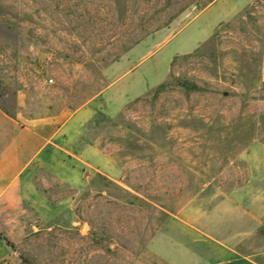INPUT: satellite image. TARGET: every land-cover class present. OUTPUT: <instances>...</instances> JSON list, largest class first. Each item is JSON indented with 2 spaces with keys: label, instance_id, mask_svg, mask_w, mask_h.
Listing matches in <instances>:
<instances>
[{
  "label": "rangeland",
  "instance_id": "obj_1",
  "mask_svg": "<svg viewBox=\"0 0 264 264\" xmlns=\"http://www.w3.org/2000/svg\"><path fill=\"white\" fill-rule=\"evenodd\" d=\"M246 1L0 0V108L14 114L23 89L39 108L75 109L111 82L92 135L123 165L82 194L51 187L74 200L73 224L0 211L12 244L0 264H155L139 257L172 213L243 182L234 160L264 123V0L211 33ZM156 18L171 21L119 55Z\"/></svg>",
  "mask_w": 264,
  "mask_h": 264
},
{
  "label": "crops",
  "instance_id": "obj_2",
  "mask_svg": "<svg viewBox=\"0 0 264 264\" xmlns=\"http://www.w3.org/2000/svg\"><path fill=\"white\" fill-rule=\"evenodd\" d=\"M251 1L218 23L211 34ZM261 64L264 71V41ZM110 86L107 83L75 109L51 112L49 101L39 108L23 89L17 91L14 114L0 108V211L27 207L46 225L65 226L75 223L74 200L65 195L51 199V187L60 183L82 194L97 174L120 181L122 163L92 135L99 113L110 115L104 102L97 104ZM261 112L263 119L264 109ZM239 162L246 170L243 182L214 194L217 204L209 203L214 195L189 200L159 230L169 226L168 241L158 238V232L139 259L153 256L155 264H262L258 256H264V123H258L235 158L234 163ZM10 254L0 235V262Z\"/></svg>",
  "mask_w": 264,
  "mask_h": 264
},
{
  "label": "trees",
  "instance_id": "obj_3",
  "mask_svg": "<svg viewBox=\"0 0 264 264\" xmlns=\"http://www.w3.org/2000/svg\"><path fill=\"white\" fill-rule=\"evenodd\" d=\"M186 6H188V5H186ZM170 21H171V18L167 19V20H164V21H161V20H159L157 18L156 19H152V21H149L147 23V25H145L144 29H142V31H140V34H139V36L137 38L130 40L128 45L125 46V48L123 49V51H121V53L119 55H121L124 52H126L131 46H133L134 44L138 43L140 40H142L143 38L147 37L152 32H154V31L166 26ZM119 55H118V57H119ZM3 240L5 241V243L9 247H12V244L6 238H3Z\"/></svg>",
  "mask_w": 264,
  "mask_h": 264
}]
</instances>
